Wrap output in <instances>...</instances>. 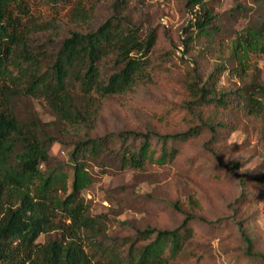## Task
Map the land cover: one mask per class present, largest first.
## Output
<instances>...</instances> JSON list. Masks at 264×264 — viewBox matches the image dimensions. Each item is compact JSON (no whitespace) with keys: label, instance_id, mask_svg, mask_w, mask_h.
I'll list each match as a JSON object with an SVG mask.
<instances>
[{"label":"trees","instance_id":"1","mask_svg":"<svg viewBox=\"0 0 264 264\" xmlns=\"http://www.w3.org/2000/svg\"><path fill=\"white\" fill-rule=\"evenodd\" d=\"M42 1L58 6L70 0ZM210 1L191 0L194 8L199 6L192 24L197 34L211 35L215 15ZM31 7V0H0V264L175 263L195 236L197 217L191 211H185L183 221L173 229L146 227L111 235L107 217L91 214L82 196L93 182L90 161L108 154L122 171L143 173L151 164L172 163L181 145L202 133L197 125L174 133L93 134L106 100L130 95L153 82L157 34L150 31L143 36L124 15L127 0H113V14L96 26H92L96 3L87 6L85 0H77L70 15L72 28L51 50L43 43L35 46L37 36L56 32L60 25L36 16ZM194 39L191 32L186 46ZM263 41L264 24L248 27L233 41L238 69L244 72L250 65L252 50H264ZM221 70L218 65L206 78L197 75L189 83L191 109L213 106L216 110L205 120L215 136L228 129L219 110L234 104L218 90ZM250 88L240 94L238 105L264 121V84ZM20 97L42 99L56 117L51 125L63 138L72 139L71 186L62 163L50 164L55 138L46 135L40 120L18 116ZM190 203L192 208L198 206L193 196ZM173 206L183 211L178 203ZM52 232L57 234L54 239L39 240ZM245 241L248 246L253 243L246 237Z\"/></svg>","mask_w":264,"mask_h":264},{"label":"rangeland","instance_id":"2","mask_svg":"<svg viewBox=\"0 0 264 264\" xmlns=\"http://www.w3.org/2000/svg\"><path fill=\"white\" fill-rule=\"evenodd\" d=\"M85 1L87 6L96 3L92 26L113 14V0ZM76 2L52 6L31 0L36 16L60 25L56 32L39 34L35 46L43 43L51 50L58 48L60 37L73 26L70 15ZM208 6L215 19L209 27L211 35H204L192 28L199 6L194 8L191 0H127L124 15L140 27L143 36L150 31L157 34L152 53L154 80L130 95L106 100L93 134L174 133L197 125L202 133L182 144L172 163L151 164L143 173L122 171L108 154L90 161L93 182L82 196L91 214L107 217L111 235L132 234L146 227L173 229L183 221L184 212L191 211L197 217L193 221L195 236L173 264H264V121L238 105L240 94L251 85L264 84V50L249 53L250 65L244 72L238 69L239 56L232 50L233 41L245 29L263 26L264 0H212ZM191 32L195 39L187 47ZM218 65L222 68L217 72L222 74L218 90L228 94L234 104L219 110L228 129L215 136L205 120L216 110L213 106L192 110L189 83L197 75L206 78ZM16 111L22 119L40 120L46 135L55 138L50 164L62 163L71 186L73 143L51 125L56 121L53 112L34 97L18 98ZM191 196L198 200L194 208ZM174 203L183 211L175 209ZM56 236L54 232L42 234L39 240L47 242ZM245 237L253 240L251 246Z\"/></svg>","mask_w":264,"mask_h":264}]
</instances>
